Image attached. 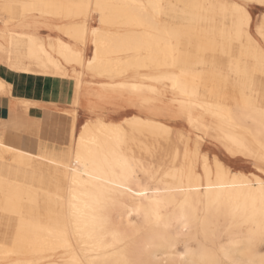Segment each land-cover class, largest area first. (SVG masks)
<instances>
[{
  "label": "bare ground",
  "instance_id": "6f19581e",
  "mask_svg": "<svg viewBox=\"0 0 264 264\" xmlns=\"http://www.w3.org/2000/svg\"><path fill=\"white\" fill-rule=\"evenodd\" d=\"M0 16L16 22L0 65L74 94L70 150L37 118L0 128V264H264V0H0ZM34 160L63 170V195L3 174ZM41 192L62 227L36 218Z\"/></svg>",
  "mask_w": 264,
  "mask_h": 264
},
{
  "label": "crops",
  "instance_id": "0c3cea01",
  "mask_svg": "<svg viewBox=\"0 0 264 264\" xmlns=\"http://www.w3.org/2000/svg\"><path fill=\"white\" fill-rule=\"evenodd\" d=\"M44 34L46 35L47 33L44 32ZM52 35L55 36V34ZM91 56L92 52L89 53L88 57L90 58ZM0 76L3 80L12 84L13 93L15 95H13L14 99H25L35 103L31 106L28 115L10 110L13 98L9 96H0V128L2 130L26 135L31 124L30 117H32L40 119L42 124L41 136L43 138L45 137L49 141L55 142L69 139L71 118L67 112L73 109L74 99L73 83L70 80L53 81L49 78H42L40 76L31 77L10 70L4 64L0 65ZM65 92L67 93L64 95ZM78 110L77 127L79 129L87 119H89V113H87L88 103L85 99L80 100ZM40 161L42 160H34L32 167L27 170H22L13 166L5 167L3 174H8L16 180L20 175L24 174L29 180L38 181L42 186L44 183H47V181L51 180L53 169L46 161H43L45 163ZM1 171L2 170H0V173ZM34 209L37 213V215H35L36 218L44 222H51V220L59 215L58 204H54L49 198H42L41 196L39 197L38 204L34 206Z\"/></svg>",
  "mask_w": 264,
  "mask_h": 264
},
{
  "label": "rangeland",
  "instance_id": "374dc122",
  "mask_svg": "<svg viewBox=\"0 0 264 264\" xmlns=\"http://www.w3.org/2000/svg\"><path fill=\"white\" fill-rule=\"evenodd\" d=\"M260 13H261L260 11L256 12L257 15H259ZM14 24H16V22H12V23L9 22L6 25L3 22V16H0L1 29L2 28L8 29V30L15 29V25ZM19 40H21V42H23V44L25 43L23 38H21ZM3 81L6 82L5 80H3ZM19 100H21V99H19ZM23 100H25V99H23ZM71 134H72V128H70L69 139L68 140L55 142V141H49L47 138L44 137L43 140H41V141L45 142V143H48V144H51V145H57L58 147L66 148L67 150H70ZM163 145H165V143H163ZM63 159H64L65 162L68 161V157L67 156H64ZM40 162L45 163L43 161H40ZM46 163L49 164L48 162H46ZM51 166H52V169H53L52 178H51L50 181H47V183H44L42 186H41V184L38 181L29 180L26 177V175H24V174L20 175L17 178V180L19 182L27 181L29 184H31L34 187H37V188L42 187V188L47 189L50 192H56V193H58L60 195H63L65 193V191H66V182L64 181V178H63L64 177L63 170L60 167L53 166V165H51ZM40 196L42 198H49L50 200H52L54 202V204L57 203L58 207H59V215L55 219L51 220V222H44L43 220H42V222L48 223V224H58L59 226L62 227L64 225V223H65V203L62 200H57L56 198H54L53 196H51V195H49V194H47L45 192H41ZM26 204H27L26 206L29 207V208H30V205L31 206L33 205V204H29V203H26Z\"/></svg>",
  "mask_w": 264,
  "mask_h": 264
}]
</instances>
